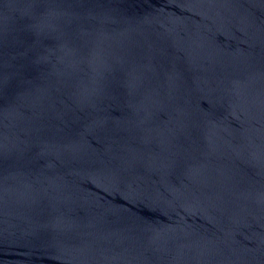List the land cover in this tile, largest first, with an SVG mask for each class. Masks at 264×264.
Masks as SVG:
<instances>
[{"label": "water", "instance_id": "water-1", "mask_svg": "<svg viewBox=\"0 0 264 264\" xmlns=\"http://www.w3.org/2000/svg\"><path fill=\"white\" fill-rule=\"evenodd\" d=\"M0 264H264V0H0Z\"/></svg>", "mask_w": 264, "mask_h": 264}]
</instances>
